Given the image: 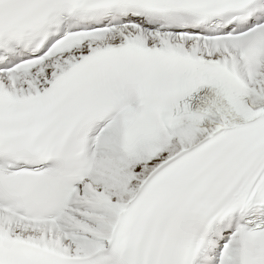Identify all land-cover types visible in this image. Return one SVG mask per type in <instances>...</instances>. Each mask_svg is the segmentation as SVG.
<instances>
[{
	"label": "snow or ice",
	"instance_id": "1",
	"mask_svg": "<svg viewBox=\"0 0 264 264\" xmlns=\"http://www.w3.org/2000/svg\"><path fill=\"white\" fill-rule=\"evenodd\" d=\"M0 264H264V0H0Z\"/></svg>",
	"mask_w": 264,
	"mask_h": 264
}]
</instances>
